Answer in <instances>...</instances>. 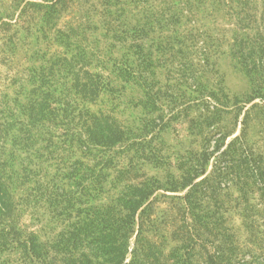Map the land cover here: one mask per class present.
<instances>
[{
	"label": "trees",
	"instance_id": "16d2710c",
	"mask_svg": "<svg viewBox=\"0 0 264 264\" xmlns=\"http://www.w3.org/2000/svg\"><path fill=\"white\" fill-rule=\"evenodd\" d=\"M127 1L102 0L107 17L97 33L92 20L62 24L75 0H0V264H264V0H186V15L170 0ZM210 7L230 24L232 57L252 84L234 105H252L240 108L238 135L228 141L233 133L219 128L194 153L186 239L166 252L150 235L152 178L89 204L109 169L122 175L140 160L164 158L152 135L164 87L156 68L188 43L209 60L224 34L175 26ZM19 47L25 61L14 66ZM128 103L144 117L120 120ZM252 121L261 126L258 140L249 136ZM46 215L41 236L33 226Z\"/></svg>",
	"mask_w": 264,
	"mask_h": 264
},
{
	"label": "rangeland",
	"instance_id": "374dc122",
	"mask_svg": "<svg viewBox=\"0 0 264 264\" xmlns=\"http://www.w3.org/2000/svg\"><path fill=\"white\" fill-rule=\"evenodd\" d=\"M170 2L186 15V0H170ZM125 7L128 11L130 9L135 12L139 10L129 3ZM104 8L102 0H75L63 17L62 24L67 21L86 24L88 20H92L100 28L101 21L107 17L105 13H102ZM221 14L222 12L217 8L210 7L207 13H200L198 20L193 21L192 24L187 23L183 18L175 26L185 34L186 29L194 30V27L197 29V31L194 30V33L197 34L200 31H207L215 37L219 33V38L222 37V33L224 34L225 38L219 47L213 46L208 49L206 44L202 46L209 51L207 62L201 59L200 49L190 47V43L187 42V48L186 46H176L177 51L171 64L175 68L172 69L170 64L160 65L156 68L159 84L164 87L158 101L159 110L151 114L157 119V128L152 135L155 136L156 148L164 158L156 163L140 160L135 169H132L131 172L126 171L127 173L122 175H118L114 169H109L108 172L111 176L104 183L103 191L96 199L91 198L89 204L103 205L105 202L116 199L123 191L122 186L125 183H139L147 178H152L155 191L150 200L154 226L150 235L163 245L166 252L181 246L183 240L186 239V200L184 197L189 189V186L186 187V178L192 173L189 168L192 162H196L194 153L206 144L210 132L215 133L219 128H223L224 132L233 133L228 137V141L241 132L240 120L243 118L245 110L240 108H244L245 104L236 107L234 98H246L252 90L249 77L232 57L230 24L223 19ZM194 23L196 24L194 25ZM96 32L101 33V28ZM147 43L150 45L149 40ZM202 43L203 40L200 41V45ZM16 51L15 56L11 58L12 64L14 66L23 65L26 47H19ZM6 69V66L3 65L1 73L5 74ZM169 69H172V72H169ZM218 88L222 89L223 93L229 97L228 100L219 96L220 100L214 99L211 92ZM224 101L227 106L222 107L218 104V102L224 103ZM256 102H259V99H256ZM216 103L217 107L223 109L222 111L212 107ZM251 105L252 103H248L245 109ZM92 107L97 108L98 105H92ZM119 109L121 111L117 113V116L122 121H132L137 116L144 117L143 110L133 107L130 103L121 105ZM248 132L251 139L261 138V126L256 121L250 123ZM122 163L127 166L130 164L125 157L122 158ZM207 168L209 173L212 162ZM227 200L229 199L227 198ZM48 219L47 215L43 216L36 223L37 225L33 226V229L41 236L43 235L42 229L46 227Z\"/></svg>",
	"mask_w": 264,
	"mask_h": 264
}]
</instances>
